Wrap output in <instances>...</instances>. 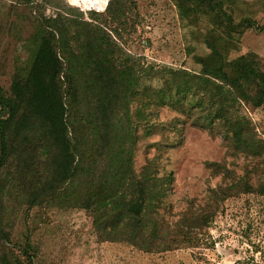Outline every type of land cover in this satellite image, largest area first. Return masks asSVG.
Listing matches in <instances>:
<instances>
[{
  "label": "trees",
  "instance_id": "trees-1",
  "mask_svg": "<svg viewBox=\"0 0 264 264\" xmlns=\"http://www.w3.org/2000/svg\"><path fill=\"white\" fill-rule=\"evenodd\" d=\"M170 1L189 35L209 49L195 57L198 72L155 69L122 49L115 38L133 28L134 0H108L101 12H83L66 0L35 3L34 53L13 72L7 91L0 89V264H39L30 233L40 214H29L33 209H81L99 242L161 252L189 244L188 231L208 226L228 197H264V177L251 183L246 169L239 179L209 188L203 208L183 212L175 227L155 223L154 207L171 176L156 175L152 160L139 174L132 166L128 104L143 79L160 80L143 88L149 105L172 107L210 135L220 134L230 152L261 163L264 176V137L238 108L264 103V69L251 51L228 56L245 30L261 32L264 23L243 13L237 0ZM253 1L264 8V0Z\"/></svg>",
  "mask_w": 264,
  "mask_h": 264
},
{
  "label": "rangeland",
  "instance_id": "rangeland-1",
  "mask_svg": "<svg viewBox=\"0 0 264 264\" xmlns=\"http://www.w3.org/2000/svg\"><path fill=\"white\" fill-rule=\"evenodd\" d=\"M37 1L0 0V89L3 91H7L13 72L24 66L34 53L33 7ZM83 1L86 5H103L102 0ZM66 2L85 8L80 0ZM134 3L137 16L133 28L115 38L122 49L155 69L169 66L198 72L200 65L195 57L205 55L209 49L189 35V28L181 23L172 2L134 0ZM237 5L243 13L250 11L259 24L264 23L262 6L253 0H237ZM44 13L48 14L49 10L45 9ZM247 51L256 54L259 66L264 69V30H245L237 49L228 56ZM38 55L44 57L42 51ZM159 84L157 78L143 79L138 94L128 104L135 136L132 166L139 174L152 160L156 175L171 176L167 193L154 207L153 214L157 225L175 227L183 212H198L203 208L209 201V188L239 179L246 169L249 181L254 183L258 177L263 179V166L250 157L230 152L220 134L210 135L176 109L149 105L142 94L143 88ZM238 108L242 119L252 122L264 137V103L257 108ZM205 162H219L230 174L225 175L222 167H207ZM35 210L29 214L34 211L40 217L31 229L30 238L38 244L39 264H264V197L254 194L228 197L218 204L208 226L188 231L192 237L189 244L161 252H144L125 242H99L90 217L81 209ZM22 229L18 222L13 234L18 237Z\"/></svg>",
  "mask_w": 264,
  "mask_h": 264
},
{
  "label": "bare ground",
  "instance_id": "bare-ground-1",
  "mask_svg": "<svg viewBox=\"0 0 264 264\" xmlns=\"http://www.w3.org/2000/svg\"><path fill=\"white\" fill-rule=\"evenodd\" d=\"M73 1H74V0H73ZM80 1L83 3L84 7H86V8H88V7H94V8L97 9V10H101V9L103 8V6H104V3H105V0H102L103 5L95 6V5H93V4L86 5L85 2H84L83 0H80Z\"/></svg>",
  "mask_w": 264,
  "mask_h": 264
},
{
  "label": "built area",
  "instance_id": "built-area-1",
  "mask_svg": "<svg viewBox=\"0 0 264 264\" xmlns=\"http://www.w3.org/2000/svg\"><path fill=\"white\" fill-rule=\"evenodd\" d=\"M106 2H107V0H105V3H104V6L106 5ZM104 6H103V8L100 10V11H102L103 9H104ZM89 8V7H88ZM88 8H81V7H79V9L81 10V11H83V12H85L86 10H89ZM95 10V9H94Z\"/></svg>",
  "mask_w": 264,
  "mask_h": 264
}]
</instances>
